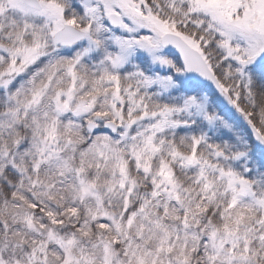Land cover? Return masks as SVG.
Instances as JSON below:
<instances>
[{"label": "snow or ice", "instance_id": "6c2138e0", "mask_svg": "<svg viewBox=\"0 0 264 264\" xmlns=\"http://www.w3.org/2000/svg\"><path fill=\"white\" fill-rule=\"evenodd\" d=\"M0 264H264V0H0Z\"/></svg>", "mask_w": 264, "mask_h": 264}]
</instances>
